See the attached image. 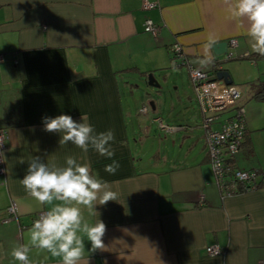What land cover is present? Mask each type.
<instances>
[{"label":"crops","instance_id":"obj_1","mask_svg":"<svg viewBox=\"0 0 264 264\" xmlns=\"http://www.w3.org/2000/svg\"><path fill=\"white\" fill-rule=\"evenodd\" d=\"M150 1L156 6L143 9L141 0H0V129L7 133L0 148V264H19L12 250L30 245L33 218L50 207L21 183L28 162L40 157L63 165L69 155L118 193L117 201L95 206L98 217L81 206L87 222L100 219L107 231L104 250L90 251L85 237L80 264L264 263V187L219 194L188 72L192 66L217 79L218 69L229 71L245 122L242 145L231 159L239 169H264V101L251 98L259 80L245 85V70L234 72L226 63L249 59L257 65L249 58L254 52L247 19L233 17L225 0ZM145 19L158 26L156 34L144 30ZM210 38L227 41L226 53L215 56ZM174 43L183 47L184 64L173 63ZM206 56L211 62L201 64ZM171 66L174 75L184 66L192 97ZM148 73L159 86L144 95L136 82ZM169 73L172 78L163 81ZM60 114L77 121L86 116L97 132L113 130V159L120 165L115 174L104 171L111 159L60 145L58 133L43 130V117ZM232 114L223 111L211 127L219 129ZM11 201L17 220H6ZM211 245L223 253L207 254ZM29 259L60 264L35 247Z\"/></svg>","mask_w":264,"mask_h":264},{"label":"clouds","instance_id":"obj_2","mask_svg":"<svg viewBox=\"0 0 264 264\" xmlns=\"http://www.w3.org/2000/svg\"><path fill=\"white\" fill-rule=\"evenodd\" d=\"M233 17L247 19L246 35L251 51L264 56V0H225ZM215 44L210 38L208 47ZM211 62L206 56L201 64ZM43 130L60 135V145L71 143L82 152L90 149L98 155L111 159L104 171L115 174L119 162L113 157L115 135L113 130L97 132L86 116L77 121L71 115L60 114L42 118ZM24 161L21 160V163ZM21 183L40 205L50 206L48 211L36 219L30 229V245H21L11 252L19 264H31V247L46 250L52 257H59L60 264H80L86 251L85 237L91 244L90 251L104 250L103 237L106 224L98 219L90 224L84 219L81 206L98 217L95 206L117 201L118 193L91 172L87 163H80L75 156L65 157L63 165L45 163L33 157Z\"/></svg>","mask_w":264,"mask_h":264},{"label":"built area","instance_id":"obj_3","mask_svg":"<svg viewBox=\"0 0 264 264\" xmlns=\"http://www.w3.org/2000/svg\"><path fill=\"white\" fill-rule=\"evenodd\" d=\"M155 1L141 0V7L149 9L156 6ZM158 26L152 20L145 19L144 30L156 34ZM170 54L173 61L177 64H184L183 47L174 43L170 47ZM3 60V54L0 53V62ZM189 77L193 84L196 99L202 115L201 127L204 131V140L207 147L210 166L213 172L217 189L221 196H229L259 187H264V169H237L226 164V159L236 154L241 146L245 134L244 109L237 104L240 97V90L232 84H226L221 79H211L208 74L198 68L188 67ZM231 110L232 116L221 122L219 129H213L211 125L218 119L223 111ZM139 111L146 112V107L142 106ZM158 126L165 127L162 119H153ZM7 133L0 129V148H4V140ZM5 174V166L0 155V175ZM203 200V197L200 198ZM8 219H18L16 212V203L11 201L7 206ZM42 210L36 218L46 213ZM5 220V221H6ZM24 226H21V228ZM207 254L218 255L223 250L217 245L207 246ZM264 264V263H261Z\"/></svg>","mask_w":264,"mask_h":264},{"label":"rangeland","instance_id":"obj_4","mask_svg":"<svg viewBox=\"0 0 264 264\" xmlns=\"http://www.w3.org/2000/svg\"><path fill=\"white\" fill-rule=\"evenodd\" d=\"M223 57L224 56H221V58H223ZM226 63L232 65L230 67L234 72H241V71L245 70V85H247L248 81H251V80H257L258 79L259 81H264V57L257 58V65L251 64L249 59H245V61L241 60V59L228 60V61H226ZM170 69L174 70L173 75L177 73V71L175 72V70L177 69L176 67L171 66ZM180 70H182L181 73H179L178 75H174V76H176L177 78H180L183 81L182 83H183V86L186 88V92L189 94V96L192 97L191 87H190V84L187 80L188 78H187L186 73L184 71V66H181ZM168 75H169V77H168ZM168 75H167V80L172 78V74L169 73ZM180 79H178L179 80L178 85H180V83H181ZM161 82H162V80H161ZM136 83H138L137 84L138 90H139V88L141 90L142 89L144 90V95H147V93L151 92L148 90V88L153 89L152 86H149L147 84V82L144 81L143 79L141 81L140 80L137 81ZM136 90H137V88H136ZM250 101H248V103ZM144 102H145V104L147 103V105H148V100H146ZM252 102H257V101L255 99H252ZM246 104H247V102L245 103V110H246ZM190 105L193 107V109L195 108V103L193 102V100H190ZM191 111H192V109H191ZM161 138H164L163 135ZM157 140L158 139H155V142H157ZM153 148H155V147H153Z\"/></svg>","mask_w":264,"mask_h":264},{"label":"water","instance_id":"obj_5","mask_svg":"<svg viewBox=\"0 0 264 264\" xmlns=\"http://www.w3.org/2000/svg\"><path fill=\"white\" fill-rule=\"evenodd\" d=\"M227 47H228L227 41H218V42H215V44H213L211 46V49H212L213 54L218 57V56L226 53ZM167 75L168 74H163L162 79L163 80L166 79ZM215 76L217 79H222L226 84H231V82H232L231 75H230L229 71L226 69H218L215 72ZM145 78H146L145 80L149 86H152V87H158L159 86L155 76L152 73H148Z\"/></svg>","mask_w":264,"mask_h":264},{"label":"trees","instance_id":"obj_6","mask_svg":"<svg viewBox=\"0 0 264 264\" xmlns=\"http://www.w3.org/2000/svg\"><path fill=\"white\" fill-rule=\"evenodd\" d=\"M261 57H264V56H260L259 54H257V53H253V54H250L249 55V58H252V59H257V58H261ZM172 58V57H171ZM172 60H173V58H172ZM173 63H175V62H173ZM141 74L142 75H144L145 73H142L141 72ZM252 99H255V100H260V101H264V81H259L258 82V88L256 89V91H255V93L252 95V97H251ZM246 136V135H245ZM242 142H243V140H242ZM241 145H242V143H241ZM241 147V146H240ZM226 164L227 165H229L230 167H232V168H237L235 165H234V162L232 161V159H231V157H229V158H227L226 159ZM237 169H239V168H237ZM211 171H212V169H211ZM212 174H213V172H212ZM213 178H214V176H213ZM215 181V180H214ZM215 184H216V182H215ZM216 187H217V185H216ZM219 192V191H218ZM47 211V210H46ZM36 217H34L33 218V220L35 219ZM32 220V221H33ZM30 226H32L31 224H30Z\"/></svg>","mask_w":264,"mask_h":264}]
</instances>
